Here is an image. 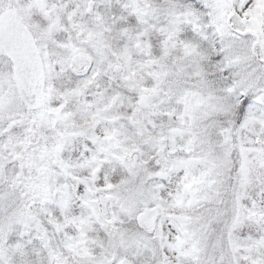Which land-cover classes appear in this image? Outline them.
Instances as JSON below:
<instances>
[{
	"label": "snow or ice",
	"instance_id": "obj_1",
	"mask_svg": "<svg viewBox=\"0 0 264 264\" xmlns=\"http://www.w3.org/2000/svg\"><path fill=\"white\" fill-rule=\"evenodd\" d=\"M0 264H264V0H0Z\"/></svg>",
	"mask_w": 264,
	"mask_h": 264
}]
</instances>
